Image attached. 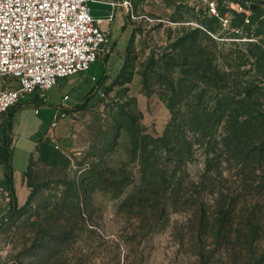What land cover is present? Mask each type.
<instances>
[{"label": "rangeland", "instance_id": "1", "mask_svg": "<svg viewBox=\"0 0 264 264\" xmlns=\"http://www.w3.org/2000/svg\"><path fill=\"white\" fill-rule=\"evenodd\" d=\"M131 1L121 69L74 118L67 165L27 175L0 264H264V0Z\"/></svg>", "mask_w": 264, "mask_h": 264}, {"label": "built area", "instance_id": "2", "mask_svg": "<svg viewBox=\"0 0 264 264\" xmlns=\"http://www.w3.org/2000/svg\"><path fill=\"white\" fill-rule=\"evenodd\" d=\"M89 1L0 0V122L28 97L45 99L59 81L107 54L109 30Z\"/></svg>", "mask_w": 264, "mask_h": 264}, {"label": "crops", "instance_id": "3", "mask_svg": "<svg viewBox=\"0 0 264 264\" xmlns=\"http://www.w3.org/2000/svg\"><path fill=\"white\" fill-rule=\"evenodd\" d=\"M130 1H89L92 16L101 20V27L109 30L111 36L109 52L102 56L105 64V76L102 81L89 73L91 66L87 72L59 81L46 93L45 99L35 93L28 99L26 107L20 104L8 114L9 133L7 135L0 131V220L7 218L13 197L18 207L28 202L31 189L28 187L27 175L35 164L43 163L56 167L67 165L66 150L74 134V118L94 101L109 80L115 78L121 69L123 61L118 50L122 52L127 48L132 34L127 18L129 9L124 4ZM113 4H116V7H113ZM111 16L113 20L109 21ZM91 93V100H87ZM36 107L39 109L35 114L39 117L34 123H25L20 119V126L12 124L18 113L25 112L23 109ZM60 113L63 115L59 116ZM27 124L30 125L28 131ZM22 139L24 142L21 145ZM16 149L30 154L27 170L22 169V166H14L13 154Z\"/></svg>", "mask_w": 264, "mask_h": 264}, {"label": "trees", "instance_id": "4", "mask_svg": "<svg viewBox=\"0 0 264 264\" xmlns=\"http://www.w3.org/2000/svg\"><path fill=\"white\" fill-rule=\"evenodd\" d=\"M115 83H118V81H116ZM91 95H92V93L90 94V96L88 97V99L87 100H91ZM93 97V96H92ZM175 131H173V133H174ZM176 133V132H175ZM6 137H7V135H6ZM8 138V137H7ZM223 142V141H222ZM187 149L190 151L191 149H192V147H193V143L192 142H188L187 144ZM226 149H228V148H226L225 147V150ZM215 151H218V150H215ZM215 151H212V152H210L209 153V155L207 156V160H206V163H205V165H206V170H205V173H204V178H205V180H209V179H211L212 178V176H213V170H212V167H213V165L214 164H216L217 163V159H216V152ZM222 151H224V150H222ZM191 152V151H190ZM212 156L214 157V158H212ZM213 173V174H212ZM28 187L29 188H32V186L30 185V183L28 182ZM180 187V185H177L176 186V188H179ZM32 196H33V193L30 195V197H29V200L28 201H30L31 200V198H32ZM14 201H15V198L14 199H12L11 200V203H12V205H11V209H10V211H9V213H8V216H10V215H12V213H14V211L17 209V206L16 207H14ZM2 223V220H0V224Z\"/></svg>", "mask_w": 264, "mask_h": 264}, {"label": "water", "instance_id": "5", "mask_svg": "<svg viewBox=\"0 0 264 264\" xmlns=\"http://www.w3.org/2000/svg\"><path fill=\"white\" fill-rule=\"evenodd\" d=\"M13 199H14V197H13ZM17 205H16V203H15V201H14V207H16Z\"/></svg>", "mask_w": 264, "mask_h": 264}]
</instances>
